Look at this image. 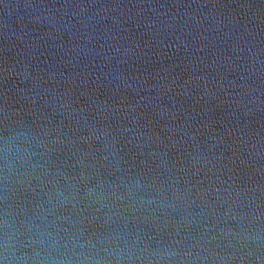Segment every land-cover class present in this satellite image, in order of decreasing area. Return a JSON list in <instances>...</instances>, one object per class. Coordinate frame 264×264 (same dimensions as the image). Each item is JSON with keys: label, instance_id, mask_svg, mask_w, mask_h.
<instances>
[{"label": "water", "instance_id": "water-1", "mask_svg": "<svg viewBox=\"0 0 264 264\" xmlns=\"http://www.w3.org/2000/svg\"><path fill=\"white\" fill-rule=\"evenodd\" d=\"M0 264H264V0H0Z\"/></svg>", "mask_w": 264, "mask_h": 264}]
</instances>
